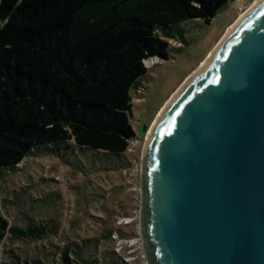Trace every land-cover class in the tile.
Masks as SVG:
<instances>
[{"label":"trees","instance_id":"trees-1","mask_svg":"<svg viewBox=\"0 0 264 264\" xmlns=\"http://www.w3.org/2000/svg\"><path fill=\"white\" fill-rule=\"evenodd\" d=\"M229 1L0 0V169L75 147L123 161L145 60L167 59L170 41L184 40L183 21L208 22ZM48 232L11 225L0 209V263L7 238L35 243ZM101 237L63 251L61 264H127Z\"/></svg>","mask_w":264,"mask_h":264},{"label":"water","instance_id":"water-1","mask_svg":"<svg viewBox=\"0 0 264 264\" xmlns=\"http://www.w3.org/2000/svg\"><path fill=\"white\" fill-rule=\"evenodd\" d=\"M139 227L147 264H264V0L153 118Z\"/></svg>","mask_w":264,"mask_h":264},{"label":"rangeland","instance_id":"rangeland-1","mask_svg":"<svg viewBox=\"0 0 264 264\" xmlns=\"http://www.w3.org/2000/svg\"><path fill=\"white\" fill-rule=\"evenodd\" d=\"M254 1L230 0L208 22L183 21L184 40L170 41L167 59L145 60L147 74L131 90L136 136L123 161H102L93 150L75 147L62 158L35 153L16 168L0 169V209L10 224L40 223L49 230L37 247L7 238L0 264H61L63 251L94 237L104 241V234L125 263L146 264L139 227L145 134L161 106Z\"/></svg>","mask_w":264,"mask_h":264},{"label":"bare ground","instance_id":"bare-ground-1","mask_svg":"<svg viewBox=\"0 0 264 264\" xmlns=\"http://www.w3.org/2000/svg\"><path fill=\"white\" fill-rule=\"evenodd\" d=\"M249 8H250V7H249ZM249 8H247L245 11H247ZM245 11H244V12H245ZM244 12H243V13H244ZM243 13H241L240 15H242ZM187 77H188V76H187ZM187 77H186V78H187Z\"/></svg>","mask_w":264,"mask_h":264},{"label":"built area","instance_id":"built-area-1","mask_svg":"<svg viewBox=\"0 0 264 264\" xmlns=\"http://www.w3.org/2000/svg\"><path fill=\"white\" fill-rule=\"evenodd\" d=\"M237 2L239 1V0H236ZM146 264H147V261H146Z\"/></svg>","mask_w":264,"mask_h":264}]
</instances>
